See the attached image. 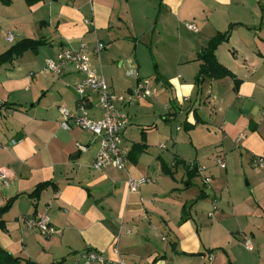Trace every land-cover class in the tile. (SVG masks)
<instances>
[{
	"label": "crops",
	"instance_id": "0c3cea01",
	"mask_svg": "<svg viewBox=\"0 0 264 264\" xmlns=\"http://www.w3.org/2000/svg\"><path fill=\"white\" fill-rule=\"evenodd\" d=\"M230 27L215 54L232 77L197 85V55ZM164 37L173 53L150 78L139 53L164 51ZM22 39L45 44L0 66V208L12 200L1 218L3 249L21 264H74L88 249L105 264H264V170L253 164L264 159V0L0 3V55ZM81 45L116 97L142 79L156 88L151 99L116 102L129 118L125 171L94 170V136L60 125V107L102 116L95 94L80 102L72 66L45 71L61 49ZM190 164L203 170L190 174ZM141 178L150 183L129 192L128 180ZM37 217L55 232L29 230Z\"/></svg>",
	"mask_w": 264,
	"mask_h": 264
},
{
	"label": "built area",
	"instance_id": "2783aa9c",
	"mask_svg": "<svg viewBox=\"0 0 264 264\" xmlns=\"http://www.w3.org/2000/svg\"><path fill=\"white\" fill-rule=\"evenodd\" d=\"M86 23H89V21H86ZM187 28L190 31L196 32V28L193 25H187ZM14 39L15 37L12 33H7L5 35V40L7 42H13ZM104 49V43L97 41L93 48L94 56L99 59V54ZM68 66H72L75 72L82 77L75 89L80 102L83 103L89 93L95 94L98 98V106L102 111V116L98 119H90L83 108H80L76 113H72L67 108L60 107L58 110L61 116V127L63 129H68L70 127V122H72L74 126L94 136L95 140L98 142V150L92 164L94 170L101 171L112 167L119 171H125L128 155L122 147V141L123 132L129 124V118L116 106V102L119 101L122 104H132L155 97L156 88L153 82L149 79H142L138 81L128 93L121 97H116L110 91L104 76L93 69L86 45H81L78 49H61L56 60H48L46 62L45 71L60 75ZM128 74L130 75L132 73L130 72ZM78 150L84 152L86 148L78 146ZM253 164L255 167L264 170L263 158L254 159ZM217 165L223 167L224 163L218 160ZM193 168L194 164H190L189 169ZM195 168L198 172L203 170V168ZM0 179H4V176L0 175ZM149 183L150 180L145 178L137 180L129 179L128 190L131 193H136L139 188ZM203 183L205 186L209 187L210 179L206 177ZM27 228L29 230H37L45 235H51L55 232L47 217L29 219L27 221ZM244 245L246 249L251 250L249 240H246ZM105 263L106 259L101 253L88 249L79 255L74 264ZM119 264L125 263L119 261Z\"/></svg>",
	"mask_w": 264,
	"mask_h": 264
},
{
	"label": "trees",
	"instance_id": "16d2710c",
	"mask_svg": "<svg viewBox=\"0 0 264 264\" xmlns=\"http://www.w3.org/2000/svg\"><path fill=\"white\" fill-rule=\"evenodd\" d=\"M28 6L35 5L42 0H24ZM56 1V0H54ZM12 0H0V3L4 6H9ZM225 33H219L213 37L207 43L205 49L199 53L196 59L200 62L199 71L195 77V83L200 85L206 79H221L224 77H232V73L223 67L216 58V50L219 45L226 42L230 36L231 30ZM42 40L22 39L12 45L6 52L0 55V66L9 63L15 58L21 56L24 52L29 50H36L39 46L44 45ZM190 174L196 173V168L189 169ZM46 187V184H40L36 187L34 192L29 196L33 199H37L41 190ZM12 206V200L9 201L5 206L0 208V229L4 228V221L1 219L2 215L5 214ZM22 260L18 257H14L11 253L6 251L0 246V264H21ZM26 264H32L25 261Z\"/></svg>",
	"mask_w": 264,
	"mask_h": 264
},
{
	"label": "rangeland",
	"instance_id": "374dc122",
	"mask_svg": "<svg viewBox=\"0 0 264 264\" xmlns=\"http://www.w3.org/2000/svg\"><path fill=\"white\" fill-rule=\"evenodd\" d=\"M170 38H166L164 37V41L161 43V46L163 49H165L164 51H162L161 49H157L155 50L154 47H150V46H144L143 49H141L140 51V59L142 61V64L144 66V71L143 73L146 74L148 77H152L154 74L153 72V67L156 65L157 62L162 61V59H164V62H167L170 58V55H172L173 51H170V47H167V41ZM154 48V49H153ZM174 50V47H171ZM163 56H165L166 58H162Z\"/></svg>",
	"mask_w": 264,
	"mask_h": 264
},
{
	"label": "water",
	"instance_id": "95a60500",
	"mask_svg": "<svg viewBox=\"0 0 264 264\" xmlns=\"http://www.w3.org/2000/svg\"><path fill=\"white\" fill-rule=\"evenodd\" d=\"M254 126H255V125H254L253 123H250V125H249V130L252 131L253 128H254Z\"/></svg>",
	"mask_w": 264,
	"mask_h": 264
}]
</instances>
